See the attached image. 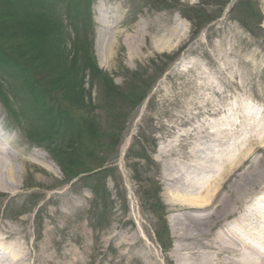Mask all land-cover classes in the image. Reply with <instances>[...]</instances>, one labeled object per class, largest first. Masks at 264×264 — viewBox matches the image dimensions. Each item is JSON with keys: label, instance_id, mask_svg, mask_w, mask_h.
Returning a JSON list of instances; mask_svg holds the SVG:
<instances>
[{"label": "rangeland", "instance_id": "rangeland-1", "mask_svg": "<svg viewBox=\"0 0 264 264\" xmlns=\"http://www.w3.org/2000/svg\"><path fill=\"white\" fill-rule=\"evenodd\" d=\"M229 1L103 0L100 11L99 0L90 9L85 0H68L66 5L52 3L50 15L35 18L38 13L32 14L27 0H0V47L48 93L47 106L59 108V115H48L50 125L60 117L81 122L70 147L59 136L49 147L44 138L29 142L23 131L22 136L17 127L12 130L19 139L16 151L29 154L16 178L19 191H0V233L15 231L11 239L20 243L16 246L25 264H187L191 255L190 263L213 261H207L208 250L194 252L199 242L179 241L182 233H196L189 223L194 211L170 205V190L184 187L170 175L178 177L186 160L194 174L195 156L203 157V163L215 153L216 137L206 130L219 107L226 115L234 110L243 120L246 107L258 112L264 106V0H231L228 6ZM161 41L171 47L157 48ZM181 48L185 50L177 53ZM91 63L97 73L87 71ZM144 94L148 101L137 107ZM0 118L11 123L1 103ZM70 155L69 167L57 162ZM263 160L264 148L246 152L235 163L211 203L215 216L242 179L254 183L246 195L264 189L250 177ZM242 166L251 174L242 172ZM197 176L200 180L198 171ZM58 189H69L57 200L61 210L50 199ZM245 203L237 206L239 212ZM53 211V217L44 214ZM230 214L219 217L225 225ZM243 222L235 223L238 232L248 227ZM165 225L171 234L165 239L168 250L156 252L151 244H142L143 234L155 242L153 232H164ZM217 234L216 229L208 239L214 243ZM179 247L189 248L188 253ZM235 259L239 257L229 252L219 262L233 264Z\"/></svg>", "mask_w": 264, "mask_h": 264}, {"label": "bare ground", "instance_id": "bare-ground-1", "mask_svg": "<svg viewBox=\"0 0 264 264\" xmlns=\"http://www.w3.org/2000/svg\"><path fill=\"white\" fill-rule=\"evenodd\" d=\"M97 7L98 10L100 11L104 10L102 2ZM100 23L105 24L104 19H101ZM160 43H162V45H157V48L159 49L164 47L168 49L171 47L169 41H161ZM213 113H215V118H218L220 117V115H222L223 120L214 121L216 123V127H211L209 129V130L213 129L212 132L208 131L207 129L206 130L207 135H213V137H216L214 141L218 142L220 146H223L227 150V154L225 158L220 160L219 158H214L215 163L217 162L216 165H214L216 166V168H214V166H208V165L206 166L205 163L202 164L203 165L202 167L197 166L200 169L198 170L199 175L205 177L203 178V184H201L200 180L197 179L198 176L197 178L195 177L197 175V172L194 175L191 174L189 170L183 169V170H178L180 173L179 177L170 175L171 178L173 179V180L171 179L172 182H176L178 185L181 184V186L182 185L184 186V187L178 186L177 188L179 189H177L174 192L173 190L172 191L170 190V192H172L171 194L172 199L169 200L170 205L172 207L177 206L178 209H182L184 211H191V212L194 211L191 214L190 220L189 219L188 220L192 228V231L195 230L196 233L187 236L182 233L179 235V239H181L179 241L189 245L193 244L194 241L199 242L198 245L199 248L196 249L194 252L199 253L201 249L208 250L209 258L207 261H210L211 259L213 261H210L207 264H220L219 258L225 256L226 254H229V252L232 253L235 258L239 257V260L235 259L236 261L233 262V264H264V254L261 253L259 249H257L254 246V244H249L245 241H242V239L238 238L237 236L234 237L228 236L225 230H221L218 232V234L216 235L217 239L216 241L214 240L215 241L214 243L212 242V240L208 239L211 232H213L214 230L227 228V226L225 225V220L220 219L219 217L226 216L229 212H231L230 216H233V214L235 215L239 211V208H237V206L241 205L242 203H245L246 201L248 202L249 201L248 199L252 197L250 194L246 195L247 193L245 192L247 188L254 186L253 185L254 183L249 182V177L247 179L246 178L242 179L240 183L237 182L238 184L236 185L235 190L228 192V194L223 198L222 204L217 209L218 214L216 216L214 215L215 211L213 210L214 209L213 199L215 196H216L215 199H217V196L220 194L218 193L219 188L217 186L215 187L214 185L213 188L206 189L205 187L207 186V184H205L204 187V181L206 180L207 176H211L212 172L214 171L215 173L218 168L219 169L217 175L219 177V180L223 179V174L224 173L226 174L228 170H223L222 165L228 162L231 159L230 157L236 155V149L239 150V148H241L242 142L241 143L236 142L233 145L234 146V149H232L233 151L229 154L231 147H229L230 143L227 142L228 140L227 136L231 135L232 131L228 128L230 127L236 128L238 126V129L241 132L247 131L246 133L248 134H251V132H253L254 134L253 138L255 139L253 140L252 138L251 140L245 142L246 143L245 153L247 152L248 154L250 152L251 155L253 150L264 148V146H262L264 142V117H259V116L255 117V114L252 113L251 111H247V112L243 111L242 113L247 117H245L243 120L239 118L240 122L237 123L238 121L236 120L235 122V119L238 118L237 117L238 113H236L234 110L232 117H230L231 115H226V113H223L220 107L219 109L215 110ZM246 120L248 121L246 122ZM223 137H226L225 140L222 139ZM1 138L4 139L5 135H2L0 132V183H3L2 185L3 187L0 186V191H3L6 194L16 193L19 191V187L15 185V183L17 182L16 178L18 177V174L20 176V174L22 173L23 165H21V163H25L27 162V160L21 157L19 153L12 154L10 150L5 152L4 150L6 149V147ZM196 156L195 159L200 161L201 158L198 159V157ZM185 158L187 159V157ZM210 158L212 159L211 162L213 164L214 163L213 157L210 156ZM248 159L249 157L243 159L242 161H246ZM187 161L190 163L189 160ZM232 161L233 163L230 164L229 167L231 166L233 167L235 165L236 161L235 160ZM184 164H186V162H184ZM50 169L53 170V168ZM50 169L47 167L48 171ZM240 170H242V172H244L247 176L250 175L252 172V170L246 169L243 166L240 168ZM255 170L257 171L256 172L254 171L255 173L250 176L252 177L251 178L252 181L258 179L260 180L259 181L260 185L264 184V160L258 163V166H256ZM216 178L215 181H217ZM7 184L9 186L12 185L13 186L11 188H7ZM197 185L202 186L201 191L203 190V194L198 193L199 189H197ZM232 196H234V199L231 202H229ZM62 198H63L62 194L58 193L56 194V196L54 195L55 200L60 201L62 200ZM238 198L242 199L243 201L239 200ZM261 202H264V199H261ZM211 203L213 204L212 206ZM259 211L260 212L257 211L258 213L254 212L250 217V215L248 214V210H245L244 215H246L245 218H250V220L254 219L257 215H259L258 217L260 219L258 220L257 226L258 228H260V233H264V212H262L261 210ZM255 228L256 226L247 227L246 230L244 231L245 235H248L249 231L251 232V230ZM230 233H232L231 230ZM12 236L13 235L9 234L8 237L11 238ZM251 238H253V236H251ZM10 240H14V239H10ZM15 244L20 246L19 242L15 241ZM214 244H216V246ZM16 245H14V249H18ZM187 249L180 248V250H182L185 254L188 253ZM17 253H21V252L17 250ZM182 257L183 254L181 258ZM185 259H189V262L187 264H198V263H190V261H193L192 255L190 256V258H185Z\"/></svg>", "mask_w": 264, "mask_h": 264}, {"label": "trees", "instance_id": "trees-1", "mask_svg": "<svg viewBox=\"0 0 264 264\" xmlns=\"http://www.w3.org/2000/svg\"><path fill=\"white\" fill-rule=\"evenodd\" d=\"M37 18H40V17H37ZM90 67L95 71L96 67L93 63L90 64Z\"/></svg>", "mask_w": 264, "mask_h": 264}]
</instances>
